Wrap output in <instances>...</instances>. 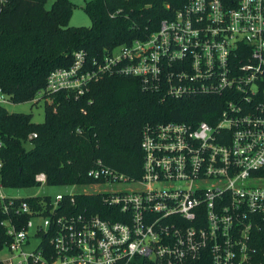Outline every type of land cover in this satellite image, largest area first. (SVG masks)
Segmentation results:
<instances>
[{"label":"built area","instance_id":"2783aa9c","mask_svg":"<svg viewBox=\"0 0 264 264\" xmlns=\"http://www.w3.org/2000/svg\"><path fill=\"white\" fill-rule=\"evenodd\" d=\"M73 58L45 93L129 77L162 101L208 102V119L146 123L140 178L101 161L88 171L99 203L1 194L0 264H264V0H184L144 38Z\"/></svg>","mask_w":264,"mask_h":264},{"label":"trees","instance_id":"16d2710c","mask_svg":"<svg viewBox=\"0 0 264 264\" xmlns=\"http://www.w3.org/2000/svg\"><path fill=\"white\" fill-rule=\"evenodd\" d=\"M5 1L0 3V90L17 104L45 95L46 115L43 123L35 124L32 114L9 113L0 105L3 186H37L35 175L44 172L50 186L82 188L95 183L88 171L97 161L137 179L142 174L146 123L181 121L186 115L208 119V102L162 101L143 91L139 79L129 77L105 76L78 98L66 91L45 93L50 72L70 67L76 52L90 60L144 38L184 0L86 1L90 27L70 26L75 8L71 0H54L50 9V0ZM34 133L37 137L30 139ZM75 197L80 208L101 201L100 195ZM260 236L264 253V232Z\"/></svg>","mask_w":264,"mask_h":264},{"label":"rangeland","instance_id":"374dc122","mask_svg":"<svg viewBox=\"0 0 264 264\" xmlns=\"http://www.w3.org/2000/svg\"><path fill=\"white\" fill-rule=\"evenodd\" d=\"M86 1L91 0H71L74 4L75 8L71 17L70 26L71 27H90L92 25L90 17L84 10ZM54 0H50L46 8L50 9ZM45 95H39L34 102H25V103H13L8 102L3 107L9 113H23V114H32L33 115V122L35 124H40L45 121L46 109H45V102L42 98ZM41 98V99H40ZM29 146V145H28ZM30 147V146H29ZM96 188L92 186H85V187H74V186H32V187H5L0 190V195L3 194L7 197L13 198H27V197H34V196H50L52 199L58 194L64 195H71L77 193H95ZM39 239H32L31 244L26 247V251H32L36 245L38 244Z\"/></svg>","mask_w":264,"mask_h":264}]
</instances>
